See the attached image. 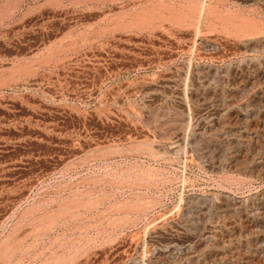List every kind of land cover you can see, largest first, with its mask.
I'll use <instances>...</instances> for the list:
<instances>
[{
    "label": "rangeland",
    "instance_id": "1",
    "mask_svg": "<svg viewBox=\"0 0 264 264\" xmlns=\"http://www.w3.org/2000/svg\"><path fill=\"white\" fill-rule=\"evenodd\" d=\"M0 264H264V0H0Z\"/></svg>",
    "mask_w": 264,
    "mask_h": 264
}]
</instances>
